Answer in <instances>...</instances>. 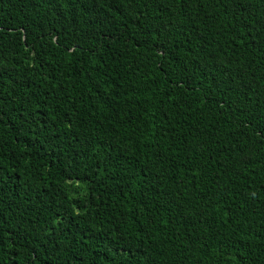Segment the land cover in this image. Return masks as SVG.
<instances>
[{
  "label": "trees",
  "instance_id": "16d2710c",
  "mask_svg": "<svg viewBox=\"0 0 264 264\" xmlns=\"http://www.w3.org/2000/svg\"><path fill=\"white\" fill-rule=\"evenodd\" d=\"M0 264H264V0H0Z\"/></svg>",
  "mask_w": 264,
  "mask_h": 264
}]
</instances>
